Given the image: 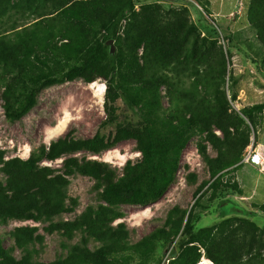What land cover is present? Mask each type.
<instances>
[{"label":"trees","instance_id":"obj_1","mask_svg":"<svg viewBox=\"0 0 264 264\" xmlns=\"http://www.w3.org/2000/svg\"><path fill=\"white\" fill-rule=\"evenodd\" d=\"M39 1L40 10L52 7L49 13L40 16L43 18L40 22L0 29V70L18 72L21 80L30 84L24 87L20 105L6 102L7 121L15 123L26 117L36 107L41 90L78 80L91 84L98 74L107 80V119L94 137L75 139L73 132H69L49 149L41 146L33 151L27 161H6L0 150V172L6 177L5 185L0 182V224L50 223L45 229L49 234L64 232L71 237L77 232L83 234V247L75 246L66 259L49 264H119V259H125L129 253L153 255L161 242L171 253L170 264H199L202 258L211 264H264V229L255 223L241 220L238 229L225 236L214 234L212 229L195 233L196 208L208 191L216 194L225 171L245 165L243 152L250 141L249 126L256 124L254 115L264 111V105H255L229 114L225 110L227 100L220 103L228 65L223 50L200 51L188 46L190 27L186 9L166 11L153 6L137 11L135 0ZM8 5L9 2H0V16L10 12ZM248 21L264 47V0L251 1ZM124 23L127 26L122 35ZM99 35L101 40H97ZM111 41L116 46L113 55L109 48ZM63 61L68 63V69L56 72L53 66L61 67ZM38 64L48 72L36 73ZM184 65L199 84L182 93L169 74L179 78ZM5 88L6 94L14 91L10 84ZM163 88L174 92L170 103L176 108L174 123L166 128L153 118L163 108ZM119 100L135 117L139 116L137 123L118 124ZM210 124L222 133V139L209 131ZM109 126L116 130L105 137L102 130ZM193 129L207 134V142L217 154L211 158L205 147L200 148L211 180L197 189L190 212L176 206L169 212L163 228L130 247V233L124 224L113 226L122 217L111 208H147L157 204L176 182ZM129 140L136 142L142 161L136 165L128 162L121 177L107 163L80 161L74 156L80 152L99 155ZM56 160L63 161L61 169L40 167L44 161ZM75 175L93 179L94 190L101 193L102 201L110 209L101 213L89 210L74 223H51L73 211L65 202L70 178ZM188 178L195 184V175ZM226 188L242 195L235 184ZM255 208L264 213V204ZM224 212L226 215L229 211ZM12 236L22 256L17 259L5 249L0 237V264H43L33 260L34 247L45 241L37 227H18ZM89 239L101 246L91 250ZM174 245L178 250L172 249Z\"/></svg>","mask_w":264,"mask_h":264},{"label":"rangeland","instance_id":"obj_2","mask_svg":"<svg viewBox=\"0 0 264 264\" xmlns=\"http://www.w3.org/2000/svg\"><path fill=\"white\" fill-rule=\"evenodd\" d=\"M137 11L146 7H162L166 11L189 12L190 34L188 46L195 50L212 51L222 49L228 58L225 81L221 86L220 103L226 100L225 110L231 114L240 113L241 110L255 105H264V47L261 45L257 32L250 26L248 12L252 0H135ZM7 4L10 12L0 16V29L10 30L12 27H27L40 22L43 14L50 12L51 5L40 10L39 0H0ZM127 26L123 24L122 35ZM99 35L97 40H101ZM111 49V45L109 44ZM115 52L116 46L114 44ZM74 63H71L73 65ZM37 65V64H36ZM63 66L54 65L56 72L63 68L68 69V63ZM36 73L48 72L43 65L36 66ZM203 70V69H202ZM173 77L179 91H189L197 80L186 66L182 67L177 78ZM98 78L91 84L81 80L66 83L61 86L41 90L37 95L36 107L21 121L10 123L7 121L4 106L7 101L18 106L21 104L25 84L18 72H5L0 70V150L3 151L6 161L21 159L27 161L31 153L41 146L47 149L64 138L69 132H73L75 139H90L99 131L103 121L107 119L105 114V97L107 94V80L97 75ZM13 88L12 93L6 94V85ZM92 84L103 85L105 93L102 100L96 95ZM174 99V92L162 89V109L155 112L153 118L160 127H167L174 123L176 108L170 101ZM117 106L120 109L118 124L137 123L139 116L135 117L129 112L123 101L119 100ZM256 124L250 125L249 145L243 152V157L250 153L260 155L264 159V111L254 115ZM247 121V120H246ZM247 123H249L247 121ZM116 127H107L102 130L105 137L114 133ZM209 131L219 138L223 135L217 127L210 124ZM192 138L183 152L181 165L176 182L165 196L155 205L145 207L120 206L111 208L113 212L121 215L113 226L124 224L129 231V246L139 243L158 228L165 226L169 212L176 206L183 210H192L195 205V193L204 183L211 180L207 166L201 155L200 148L205 147L211 158L217 156L213 147L207 142V134H202L200 129H193ZM135 141L129 140L120 143L115 149L94 155L88 152L75 154L80 161H96L107 163L117 172L118 177L123 175L124 167L128 162L132 165L139 164L142 156L136 148ZM62 160L44 161L42 168L61 169ZM1 168V167H0ZM195 175V184L189 181V176ZM222 185L214 194L208 191L201 202V206L195 210V233L203 229H212L214 234L221 236L238 229L241 220H248L264 229V213L257 211L255 205L264 204V174L251 165H243L232 168L222 174ZM71 185L66 191V207L73 209L54 218L51 223H74L89 210L101 213L110 209L101 199V193L94 190L95 181L80 175L70 178ZM0 182L5 185L6 177L0 172ZM235 184L242 195L235 193L229 185ZM207 188L204 190V192ZM74 203L76 205L74 206ZM225 206L221 208V205ZM231 209V211L229 210ZM236 209V210H235ZM228 214L224 215V211ZM247 213H252L248 215ZM50 223L36 224L30 222L9 221L8 225L0 224V237L3 246L17 259L22 253L16 248L13 232L18 227H37L40 234L45 237L42 245L34 247L33 260L35 263L49 264L59 259H66L73 248L83 247V234L75 233L72 237L64 232L49 234L45 231ZM71 237V238H70ZM178 241V239H177ZM175 242V244L177 243ZM101 245L93 239H89L88 248L96 250ZM172 249L178 250L174 247ZM170 251L161 242L153 255L145 257V254L129 253L125 259H119V264H170ZM203 257L205 252L202 250ZM211 264L205 258L201 263Z\"/></svg>","mask_w":264,"mask_h":264},{"label":"built area","instance_id":"obj_3","mask_svg":"<svg viewBox=\"0 0 264 264\" xmlns=\"http://www.w3.org/2000/svg\"><path fill=\"white\" fill-rule=\"evenodd\" d=\"M243 163L257 168L262 174H264V159L259 156H255L250 153L247 157H245Z\"/></svg>","mask_w":264,"mask_h":264},{"label":"bare ground","instance_id":"obj_4","mask_svg":"<svg viewBox=\"0 0 264 264\" xmlns=\"http://www.w3.org/2000/svg\"><path fill=\"white\" fill-rule=\"evenodd\" d=\"M92 87L96 90V93H97L96 95H98L99 98L102 100L104 93H105V87L103 85H98V84H92ZM201 264H207V263L203 262Z\"/></svg>","mask_w":264,"mask_h":264},{"label":"water","instance_id":"obj_5","mask_svg":"<svg viewBox=\"0 0 264 264\" xmlns=\"http://www.w3.org/2000/svg\"><path fill=\"white\" fill-rule=\"evenodd\" d=\"M109 44L111 45V54L113 55L115 53L114 43L111 41Z\"/></svg>","mask_w":264,"mask_h":264},{"label":"crops","instance_id":"obj_6","mask_svg":"<svg viewBox=\"0 0 264 264\" xmlns=\"http://www.w3.org/2000/svg\"><path fill=\"white\" fill-rule=\"evenodd\" d=\"M260 158H262L260 155H258ZM263 159V158H262ZM254 168V167H253ZM257 169V168H256Z\"/></svg>","mask_w":264,"mask_h":264}]
</instances>
